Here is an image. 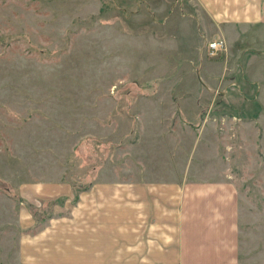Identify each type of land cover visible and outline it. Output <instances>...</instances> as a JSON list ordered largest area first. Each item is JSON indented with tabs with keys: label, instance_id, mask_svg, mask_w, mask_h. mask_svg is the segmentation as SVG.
I'll return each mask as SVG.
<instances>
[{
	"label": "rangeland",
	"instance_id": "rangeland-1",
	"mask_svg": "<svg viewBox=\"0 0 264 264\" xmlns=\"http://www.w3.org/2000/svg\"><path fill=\"white\" fill-rule=\"evenodd\" d=\"M202 6L0 0V264L81 193L169 180L186 151L195 184L234 187L240 263L264 264V23Z\"/></svg>",
	"mask_w": 264,
	"mask_h": 264
},
{
	"label": "crops",
	"instance_id": "crops-1",
	"mask_svg": "<svg viewBox=\"0 0 264 264\" xmlns=\"http://www.w3.org/2000/svg\"><path fill=\"white\" fill-rule=\"evenodd\" d=\"M202 5L214 22L264 23V0ZM188 152L182 167L162 172L169 180L103 183L81 193L70 217L22 241L20 264H241L234 187L195 184Z\"/></svg>",
	"mask_w": 264,
	"mask_h": 264
},
{
	"label": "built area",
	"instance_id": "built-area-1",
	"mask_svg": "<svg viewBox=\"0 0 264 264\" xmlns=\"http://www.w3.org/2000/svg\"><path fill=\"white\" fill-rule=\"evenodd\" d=\"M225 44L222 39H213L205 44V54L209 58H216L224 51Z\"/></svg>",
	"mask_w": 264,
	"mask_h": 264
}]
</instances>
